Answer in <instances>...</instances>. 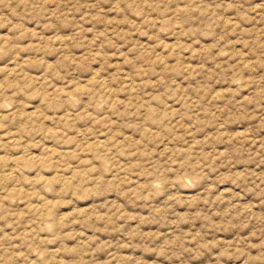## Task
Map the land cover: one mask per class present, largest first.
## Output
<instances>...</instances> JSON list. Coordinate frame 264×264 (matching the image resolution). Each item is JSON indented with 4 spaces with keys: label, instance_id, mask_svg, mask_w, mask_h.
I'll list each match as a JSON object with an SVG mask.
<instances>
[{
    "label": "rangeland",
    "instance_id": "374dc122",
    "mask_svg": "<svg viewBox=\"0 0 264 264\" xmlns=\"http://www.w3.org/2000/svg\"><path fill=\"white\" fill-rule=\"evenodd\" d=\"M0 264H264V0H0Z\"/></svg>",
    "mask_w": 264,
    "mask_h": 264
}]
</instances>
